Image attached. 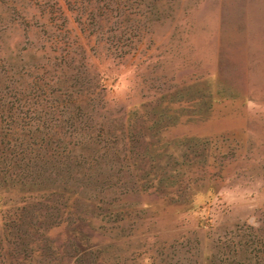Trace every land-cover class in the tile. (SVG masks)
Segmentation results:
<instances>
[{"label": "rangeland", "instance_id": "1", "mask_svg": "<svg viewBox=\"0 0 264 264\" xmlns=\"http://www.w3.org/2000/svg\"><path fill=\"white\" fill-rule=\"evenodd\" d=\"M11 115L0 264H264V0H0Z\"/></svg>", "mask_w": 264, "mask_h": 264}, {"label": "trees", "instance_id": "2", "mask_svg": "<svg viewBox=\"0 0 264 264\" xmlns=\"http://www.w3.org/2000/svg\"><path fill=\"white\" fill-rule=\"evenodd\" d=\"M15 103V102H14ZM22 113V112H20ZM25 119H29L28 117H24ZM3 121H1L0 119V172H4L5 171V167L7 166V164L14 160L19 158V151L18 148L23 144V142L21 141L20 144L17 142H12L11 139V129H12V124L11 123H15L17 122L15 120L14 116H10V120L7 121V125L5 126L3 124ZM23 123L28 124V122L23 121ZM17 141L19 142V140L17 139ZM22 154H24L26 151H24V149H22Z\"/></svg>", "mask_w": 264, "mask_h": 264}]
</instances>
